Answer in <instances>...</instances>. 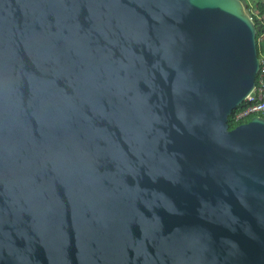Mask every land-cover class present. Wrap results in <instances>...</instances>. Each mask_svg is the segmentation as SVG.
Wrapping results in <instances>:
<instances>
[{
	"label": "water",
	"instance_id": "obj_1",
	"mask_svg": "<svg viewBox=\"0 0 264 264\" xmlns=\"http://www.w3.org/2000/svg\"><path fill=\"white\" fill-rule=\"evenodd\" d=\"M242 0H0V264H264V117Z\"/></svg>",
	"mask_w": 264,
	"mask_h": 264
},
{
	"label": "trees",
	"instance_id": "obj_2",
	"mask_svg": "<svg viewBox=\"0 0 264 264\" xmlns=\"http://www.w3.org/2000/svg\"><path fill=\"white\" fill-rule=\"evenodd\" d=\"M242 2L256 24L258 55L260 59L264 61V0H253L252 3H249V0H242ZM247 106L248 103L245 102L233 111V114L229 120L230 130L235 129L241 124L248 123L254 117H264V114H255L247 119L237 120L236 115L243 111Z\"/></svg>",
	"mask_w": 264,
	"mask_h": 264
},
{
	"label": "built area",
	"instance_id": "obj_3",
	"mask_svg": "<svg viewBox=\"0 0 264 264\" xmlns=\"http://www.w3.org/2000/svg\"><path fill=\"white\" fill-rule=\"evenodd\" d=\"M248 106L236 115L237 120L247 119L255 114H264V61L257 75L256 88L246 100Z\"/></svg>",
	"mask_w": 264,
	"mask_h": 264
},
{
	"label": "rangeland",
	"instance_id": "obj_4",
	"mask_svg": "<svg viewBox=\"0 0 264 264\" xmlns=\"http://www.w3.org/2000/svg\"><path fill=\"white\" fill-rule=\"evenodd\" d=\"M253 2V0H249V3H252Z\"/></svg>",
	"mask_w": 264,
	"mask_h": 264
}]
</instances>
